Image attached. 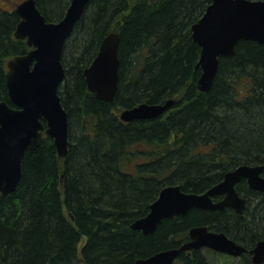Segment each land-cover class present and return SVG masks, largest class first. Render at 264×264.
I'll list each match as a JSON object with an SVG mask.
<instances>
[{"label":"trees","instance_id":"1","mask_svg":"<svg viewBox=\"0 0 264 264\" xmlns=\"http://www.w3.org/2000/svg\"><path fill=\"white\" fill-rule=\"evenodd\" d=\"M211 1H88L62 55L69 154L60 157L46 132L26 150L21 182L0 194V264H133L179 246L199 225L246 236L250 245L264 237V193L257 190L249 191L244 218L192 208L164 218L152 234L130 226L167 185L203 192L239 165L264 164V44L240 40L234 55L220 58L211 89L197 88L201 54L191 27ZM36 4L48 21H58L70 0ZM20 19L0 7V99L7 102L8 60L30 51L15 37ZM112 31L121 35V64L117 93L107 101L88 89L84 69ZM170 98L175 104L160 117L119 115ZM239 259L253 264L248 253ZM175 262L209 264L202 250Z\"/></svg>","mask_w":264,"mask_h":264},{"label":"water","instance_id":"2","mask_svg":"<svg viewBox=\"0 0 264 264\" xmlns=\"http://www.w3.org/2000/svg\"><path fill=\"white\" fill-rule=\"evenodd\" d=\"M89 0H71L65 15L58 21H48L36 0H23L15 11L21 17L15 37L25 39L30 51L8 60L7 82L10 101L0 99V194L16 190L22 180L23 160L28 148L46 132L55 141L60 157L69 152V113L63 106L59 88L66 77L62 60L65 44L83 16ZM201 17L192 24L193 39L200 45L197 67L202 72L197 88L211 89L219 70L220 58L232 56L240 40L264 44V0H212ZM121 35L112 31L99 45L94 60L84 69L88 89L98 99L113 101L119 84ZM142 102L125 107L119 115L123 121L159 117L175 104ZM264 164H242L227 172L220 183L204 192L183 191L180 184L167 185L152 202L148 214L133 221L131 227L152 234L164 218L186 214L192 208L224 210L235 208L243 213L245 197L236 185L248 179L252 189L264 192ZM225 195L219 201L214 196ZM190 240L178 246L157 251L137 259L134 264H173L181 253L213 248L232 256L241 255L244 248L224 232L207 226L190 229ZM255 264L264 263V239L251 251Z\"/></svg>","mask_w":264,"mask_h":264},{"label":"flooded vegetation","instance_id":"3","mask_svg":"<svg viewBox=\"0 0 264 264\" xmlns=\"http://www.w3.org/2000/svg\"><path fill=\"white\" fill-rule=\"evenodd\" d=\"M226 174V173H225ZM263 176H264V174H263ZM224 178V177H223ZM240 186H241V188H242V190L243 191H240L239 190V188H240ZM236 188H237V191H239V194H240V196L241 197H245V199H246V206H245V208H244V211H243V213H238L237 212V210L235 209V208H226V209H224V210H213V211H227V212H229L230 214H235V215H240L242 218H244V217H246V211H247V209H248V204H249V200H248V198H249V196H250V193H249V191H255V190H257V191H259V192H262V193H264L263 191H261V190H258V189H252L251 187H250V185H249V182H248V179H245V178H243V180L240 182V183H238L237 185H236ZM225 197V195H217V196H214V200L215 201H219V200H221L222 198H224ZM199 208V207H198ZM227 223V224H226ZM224 224H226V226H228V228L231 230V231H233V232H235L236 233V231H235V229L233 228V229H231L230 227H232L231 226V222H229V221H227V222H224ZM201 226H207L208 228H209V230L211 231V230H213V231H216V232H220V233H222V232H224L228 237H230L231 239H235L239 244H241L244 248H247V250L244 252V253H242L241 255H235V256H232V255H230V254H228V253H226V252H220V251H217V250H215V249H213V248H209V247H205V246H203V247H200V249H193V250H188L187 251V253H193L194 251H196V250H201L202 248H207L208 250H214V251H216V252H218V253H220V254H224V255H226V256H228L229 258H233V259H237V258H239V257H241V256H243L244 254H246V253H248L249 255H250V258L252 259V250L255 248V246L257 245V243H258V241H260L261 239H264V237L263 238H261L260 240H258L255 244H252V245H250V244H248L249 242H250V239L248 238V237H246V236H244V239L243 240H241V239H236L235 237H232V236H230L228 233H227V231H225L224 229H222V231H220V230H217V229H215V228H212L211 226L209 227L208 225H201ZM223 227H226V226H224V225H222ZM193 227H195V226H192L191 228H193ZM190 228V229H191ZM236 230H238V229H236ZM189 232H190V230H189ZM236 235H237V233H236ZM235 235V236H236ZM188 239L190 240V235H189V233H188ZM180 246V245H179ZM252 262H253V259H252ZM253 264H254V262H253Z\"/></svg>","mask_w":264,"mask_h":264},{"label":"rangeland","instance_id":"4","mask_svg":"<svg viewBox=\"0 0 264 264\" xmlns=\"http://www.w3.org/2000/svg\"><path fill=\"white\" fill-rule=\"evenodd\" d=\"M21 1L23 0H0V7L3 9L9 8V9L15 10L17 7V4L20 3ZM83 245H84V242L81 243V247ZM201 250L208 255L209 264H241V260L239 258L237 259L235 258V260L230 262L225 259L226 257L224 255L214 250L210 251L207 248H202Z\"/></svg>","mask_w":264,"mask_h":264},{"label":"bare ground","instance_id":"5","mask_svg":"<svg viewBox=\"0 0 264 264\" xmlns=\"http://www.w3.org/2000/svg\"><path fill=\"white\" fill-rule=\"evenodd\" d=\"M70 1H71V0H70ZM70 3H71V2H70ZM64 13H65V12H64ZM64 15H65V14H64ZM200 53H201V48H200ZM200 57H201V55H200ZM219 64H220V63H219ZM198 68H199V67H198ZM200 75H201V74H200ZM199 78H200V76H199ZM168 110H169V109H168ZM165 112H166V111H165ZM165 112H164V113H165ZM159 117H160V116H159ZM203 192H204V191H203ZM159 193H160V192H159ZM150 209H151V208H150ZM205 210H208V209H205ZM210 210H212V209H210ZM138 219H139V218H138ZM136 220H137V219H136ZM136 220H134V221H136ZM132 223H133V222H132ZM132 223H131V224H132ZM131 224H130V226H131ZM131 228H132V227H131ZM132 229H133V228H132ZM134 230H135V229H134ZM188 240H189V239H188ZM188 240L182 241V242L180 243V245L186 243ZM177 247H178V246H177ZM177 247H173V248H177ZM166 249H169V248H166ZM160 251H162V250H160ZM183 253H187V251H186V252H183ZM183 253H181V254H183ZM181 254H180V255H181ZM152 255H154V254H152ZM180 255H179V256H180ZM150 256H151V255H150ZM179 256H177V258H179ZM147 257H148V256H147ZM177 258L175 259V261L177 260ZM175 261L173 262V264L176 263ZM133 264H134V263H133Z\"/></svg>","mask_w":264,"mask_h":264}]
</instances>
